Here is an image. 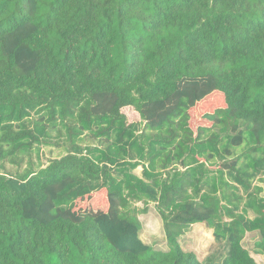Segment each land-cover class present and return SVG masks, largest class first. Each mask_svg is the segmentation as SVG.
Wrapping results in <instances>:
<instances>
[{
  "label": "trees",
  "instance_id": "1",
  "mask_svg": "<svg viewBox=\"0 0 264 264\" xmlns=\"http://www.w3.org/2000/svg\"><path fill=\"white\" fill-rule=\"evenodd\" d=\"M135 156L217 168L147 184ZM258 181L264 0H0V264H214L180 245L196 224L221 264H256ZM140 202L166 251L140 238Z\"/></svg>",
  "mask_w": 264,
  "mask_h": 264
},
{
  "label": "rangeland",
  "instance_id": "2",
  "mask_svg": "<svg viewBox=\"0 0 264 264\" xmlns=\"http://www.w3.org/2000/svg\"><path fill=\"white\" fill-rule=\"evenodd\" d=\"M130 112L132 111H127L128 114ZM135 118L137 119L136 122H138L140 119L139 116H137L136 114H135ZM239 152H241V150H238L237 153ZM211 163H213V161H211ZM209 167L211 169L217 168V166L214 167L209 166ZM214 174L216 175V173ZM228 180L233 181L232 177H230V179ZM256 184L260 185L263 188L261 195L264 196V183H260L258 181L256 182ZM136 209H137V215L136 214L135 215L142 224V230L140 232L141 239L154 249L166 250L167 248H166V241L162 228V222L158 215L157 210H153L152 208H146V210L147 209L148 210L143 212L144 209L141 207H136ZM121 210H122V214L125 215L123 213V209ZM123 215L122 217H124ZM135 215L130 220L136 218ZM248 218L253 219L254 215L251 212H249ZM189 230L190 231L179 240L181 247L187 252H193L201 262L213 260L212 262L214 264H221V256L225 254L226 250L224 251V249H222V247L219 246L218 243L214 240L212 236V231L207 229L204 225H194ZM250 236H252V234L244 237L242 241L243 246L246 249H248L250 255H252V257L256 260L257 264H264L263 263L264 258L255 255L253 252L254 242L257 240V235H255L254 238Z\"/></svg>",
  "mask_w": 264,
  "mask_h": 264
},
{
  "label": "crops",
  "instance_id": "3",
  "mask_svg": "<svg viewBox=\"0 0 264 264\" xmlns=\"http://www.w3.org/2000/svg\"><path fill=\"white\" fill-rule=\"evenodd\" d=\"M125 110L127 111L128 109H125ZM126 114L128 116L127 118H128V122L129 123H140L141 122V119H139V121L136 122L137 119L135 118V114L133 113V111L130 112L129 114L126 112ZM47 152H52L54 156H57L60 153V151L58 149H55V148H50V149H48ZM182 161H184L186 163V165L189 164L188 162L185 161V158ZM182 161L175 162L174 165H172V166L169 165V166H167L166 169H164L162 171H159L158 168L160 167V165L158 163L156 165H154L153 168H151L150 165H149V162H148V160L146 158H145L144 162H141L139 164V156H135L134 159H132V162L136 163L137 167L132 169V174L135 175L138 179L144 181L147 184L155 181L156 180L155 178H157L161 183L165 182V183L169 184L172 181V179H174V177H177L178 179H182L184 176H188L189 175L188 174V170L189 169H193V168H195L194 175H196L192 179V182H194V183H197L199 180H204V179H206L207 177H209L211 175L210 173L206 172V171H208V170H206L209 167L208 165H205V168H203V170H201V169L198 168L199 164L183 166V165H181ZM146 169L148 170L147 173L145 171ZM200 173L201 174L203 173V175L200 176ZM189 193H191V189L189 190ZM195 200L197 201L198 199H195ZM155 205L156 204L151 202V203L148 204V207L152 208L153 210H156L155 207H154ZM130 206L131 207H141V208H143V204L141 202L140 203H136V204L133 203ZM161 222H162V220H161ZM196 225H201V224H196ZM250 234H252V236H250L252 238H254V236L257 235V240L254 242V250H253L254 254L264 258V255L255 253V249H256L255 245H256L257 241H259L258 233L257 232L247 233L246 236H249ZM164 237H165V235H164ZM140 238H141V236H140ZM165 241H166V239H165ZM166 248H167V242H166ZM166 250H160V251H166ZM251 257H252V255H251ZM255 262H256V260H255ZM263 263H264V261H263ZM256 264H257V262H256Z\"/></svg>",
  "mask_w": 264,
  "mask_h": 264
}]
</instances>
